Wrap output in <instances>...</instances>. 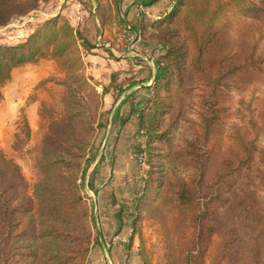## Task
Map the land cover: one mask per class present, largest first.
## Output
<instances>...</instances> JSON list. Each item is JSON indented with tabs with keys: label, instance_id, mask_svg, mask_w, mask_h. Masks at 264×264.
I'll use <instances>...</instances> for the list:
<instances>
[{
	"label": "trees",
	"instance_id": "16d2710c",
	"mask_svg": "<svg viewBox=\"0 0 264 264\" xmlns=\"http://www.w3.org/2000/svg\"><path fill=\"white\" fill-rule=\"evenodd\" d=\"M43 1L0 0V29ZM94 1L102 26L143 25L144 45L155 47L154 77L132 82L153 81L139 112L150 170L133 231L151 223L161 264H264V0H176L150 30L144 13L127 26L124 0ZM94 48L59 15L0 45V102L17 69L56 67L25 103L39 102L37 131L22 107L10 151L0 146V264H86L91 253L95 219L82 182L106 127L103 95L85 73L83 52Z\"/></svg>",
	"mask_w": 264,
	"mask_h": 264
},
{
	"label": "rangeland",
	"instance_id": "374dc122",
	"mask_svg": "<svg viewBox=\"0 0 264 264\" xmlns=\"http://www.w3.org/2000/svg\"><path fill=\"white\" fill-rule=\"evenodd\" d=\"M93 2L94 0H45L41 2L40 8L37 11L32 12L25 17L16 18L11 24L0 29V45L21 42L34 30L37 24L47 19L54 18L57 15L62 16L63 19L67 20L71 26H73L67 16L70 14H73V16L79 13L84 14L82 21L73 19V22H79L80 24L78 27H73L83 31L90 42L95 45V48L90 53L83 52V59L85 73L89 78L91 85L103 95L101 112L103 113V121L106 123V127L99 134L93 153L89 152L87 155V157H90L94 154L96 157L94 158L93 163L88 167L85 178L82 182V195L91 206L94 216V209H96L94 201H98L100 193L106 188L113 186V183L116 184L119 180L123 179L121 184H123L125 197H128V202L125 200V204L128 206L125 216L128 215V211L131 209L133 210L132 219H135L136 204L141 196L144 182L147 178L148 171L150 170L148 153L146 152L147 138L143 132H139V112L145 108L147 100L152 94L151 90L147 91L144 88L152 86L153 81L148 80L146 82H139L136 85H132V82L135 81L134 79L143 80V76H147L149 73L150 75L152 73V77H154L156 58L151 52V48L155 47H147L144 45L142 35V33H144L142 30L143 25L139 28L140 31L138 33L130 31L128 28L124 29V24L121 21L114 22L109 25L110 27H104L100 22V26L96 25L97 23L95 24V22L97 21L95 18H92V15L94 14L97 5L95 2L93 4ZM175 3L176 0H165V9L163 11L160 10V12L158 10L155 14L158 15L160 13L159 15H161L164 12H166V14L170 13ZM144 9L145 8H143V10ZM139 11L141 12L142 10L139 9ZM63 13L65 15H63ZM124 13L125 9L122 8V15H124ZM144 15V21L142 20L143 23L140 24H144L149 30L153 28L152 25L155 21L162 19L164 16L157 17L158 19H156L147 16V13H144ZM138 21L141 22L140 16ZM130 25L133 26L132 23H130ZM157 48L160 49L162 47L157 46ZM95 49L98 51L94 52ZM94 54L97 56H103L109 60V71H105L103 75H94L89 72L90 63H87L85 58L87 55ZM113 78L115 79L113 80ZM113 83L114 86L112 85ZM37 84L38 82H16L14 89L8 90L7 94L10 96L16 94V96L19 95L25 99L26 96L27 98L29 97ZM105 89L108 90L107 93L113 95V104L116 105L118 103L119 107L121 106V115L123 116V118L121 117L122 121H124V118L127 119L122 126L118 124L119 122L113 121V129H108L109 116H106L107 113H104L103 111V109L105 110V108H103L104 99L107 94L105 93ZM39 97L43 98L44 94L40 93ZM246 98L250 99L251 95H248ZM236 99L238 100L239 97L237 96ZM133 109H135L134 112H132ZM109 110L111 109H107L106 112ZM231 120L237 121L235 116H233ZM10 133L11 131L9 129L8 134ZM109 138L111 140H109ZM108 140L110 141V144H108ZM12 141L13 137L10 143L6 145L2 143L4 141H0L1 148L5 151H10ZM19 163L23 167L25 176L32 184L34 175L29 168V165L22 159L19 160ZM95 168H98V171H95ZM96 175L98 176L95 180L98 181H95V186L99 189V195H97L90 186L92 183L90 182V179H94ZM102 178H106V180L100 181L103 180ZM130 193H132L133 196L135 195V204L133 208L131 205L132 199L129 195ZM138 226L139 231L137 233L133 231L132 227V234L129 239L125 238V240H123L122 237H119V242L122 243L127 250L130 249L128 253L125 254L127 256L122 259L121 264H130L128 254H137L140 258L139 261H141L142 264H161L160 241L158 240L157 234L153 230L151 223L147 219H144L140 221ZM93 232L95 243L93 244L86 264H92V261H94L91 256L98 243L96 241V228H94ZM105 262L106 264H114L109 252L108 255L107 253L105 255Z\"/></svg>",
	"mask_w": 264,
	"mask_h": 264
},
{
	"label": "crops",
	"instance_id": "0c3cea01",
	"mask_svg": "<svg viewBox=\"0 0 264 264\" xmlns=\"http://www.w3.org/2000/svg\"><path fill=\"white\" fill-rule=\"evenodd\" d=\"M95 2V1H94ZM93 2V4H94ZM142 4H134V0H124L122 8L125 9V12L128 11L127 17L122 15L124 18L126 17L127 26L130 27V23L133 25L137 24L138 18L141 13H147V16L154 17L158 19L157 17H161L166 14L164 12L161 15H156L155 12L159 10L165 9V0H160L154 8L147 9L144 8ZM139 9L142 11L140 12ZM146 10V12H145ZM60 13V12H59ZM63 15H65L63 13ZM72 25L74 27H78L80 24L79 22H73V19H77V21H82L84 18L83 13H79L75 16L73 14H70L67 16ZM96 25L100 26L99 21L96 20ZM94 27V26H93ZM98 51L97 49L94 50ZM128 51V49H127ZM87 63H90L89 72L93 73L94 75H103L105 71H109V60L106 59L103 56H97V55H87L85 58ZM56 70L55 64L52 61H43L39 65L36 66H27L20 69H17L14 72V78L12 83H10L4 90L5 98L2 102H0V129H1V137L0 141L3 144H9L16 128V122L18 120L20 110L22 107H25V113L27 115V118L29 120V125L31 127V130L33 133H35L38 129V108L39 103H33L31 105L25 106L27 96L26 98H22L19 95L16 96L14 94L13 96H10L7 94L8 90L14 89V85L16 82H39L43 78L47 77L48 75L54 73ZM107 82V81H106ZM148 87V86H147ZM113 95L110 93H107L105 95L104 99V107L103 109L104 113H107L106 116H109V122H108V129H113V121L119 122L118 124L122 126L127 119L124 118V121H122L123 116L121 115V106L119 107L118 103L115 105ZM107 109H111L106 112ZM122 117V118H121ZM7 125V127H6ZM4 126V127H3ZM11 126V127H8ZM6 127V128H5ZM10 129L11 133L8 134V130ZM107 129V134H108ZM4 132V133H3ZM111 133V132H110ZM109 140H111L109 138ZM108 140V144H110V141ZM95 171H98V168H95ZM100 171V170H99ZM98 175L90 179L91 188L94 190V192L99 195V189L95 186V180ZM107 178V177H106ZM100 180L104 181L106 180ZM89 181V180H88ZM123 179L119 180L116 184L113 183V186L106 188L103 192L100 193L98 201H94L96 206V209H94L95 212V228H96V237H97V244L93 250L92 258L94 261H92V264H106L105 262V255L109 252V255L113 259L114 264H121V261L123 258H125L128 253L127 248L120 243L119 237H122L123 240L125 238L129 239L132 234V212L133 210L129 209L128 215L125 216V213L127 211L128 206L125 204V200L128 202V197H125L124 191H123V184H121ZM109 190V191H108ZM132 199V208L134 207L135 201V195L133 196L132 193L129 194ZM130 264H139L141 261H139V257L137 254L131 255L128 254ZM142 264V263H141Z\"/></svg>",
	"mask_w": 264,
	"mask_h": 264
},
{
	"label": "built area",
	"instance_id": "2783aa9c",
	"mask_svg": "<svg viewBox=\"0 0 264 264\" xmlns=\"http://www.w3.org/2000/svg\"><path fill=\"white\" fill-rule=\"evenodd\" d=\"M141 8H142V6H141Z\"/></svg>",
	"mask_w": 264,
	"mask_h": 264
}]
</instances>
